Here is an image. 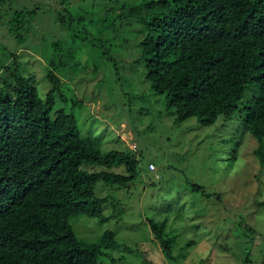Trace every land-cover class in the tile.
I'll return each mask as SVG.
<instances>
[{
	"label": "rangeland",
	"instance_id": "374dc122",
	"mask_svg": "<svg viewBox=\"0 0 264 264\" xmlns=\"http://www.w3.org/2000/svg\"><path fill=\"white\" fill-rule=\"evenodd\" d=\"M140 1L5 0L0 5V87L16 71L31 77L44 99L50 89L49 61L71 49L74 58L56 69L65 99L57 97L54 110L72 114L81 135L96 138L103 152L136 157L137 174L126 187L96 185L97 194L107 198L106 223L70 219L79 240L96 243L105 231L113 232L120 247L109 253L116 264H264V163L255 154L258 142L237 116L219 117L211 126L196 118L174 124L164 95L144 80L140 23L120 19L126 12L122 3L130 7ZM34 7L39 11L20 41L7 21L14 12ZM65 9L84 18L74 17L75 31L57 23ZM149 163L155 172L147 170ZM113 171L124 173L121 166ZM190 184L209 198L192 192ZM149 220L165 224L171 260L153 239ZM101 264L110 263L102 259Z\"/></svg>",
	"mask_w": 264,
	"mask_h": 264
},
{
	"label": "trees",
	"instance_id": "16d2710c",
	"mask_svg": "<svg viewBox=\"0 0 264 264\" xmlns=\"http://www.w3.org/2000/svg\"><path fill=\"white\" fill-rule=\"evenodd\" d=\"M121 7L126 9L121 20L140 23L144 80L164 95L174 124L196 118L211 126L219 117L237 116L258 142L255 154L263 164L264 0H141ZM38 11L34 7L9 17V30L18 40ZM74 17L84 21L67 9L56 20L70 32ZM73 58L68 49L49 61L50 89L44 99L33 79L16 71L0 87V264H101L102 259L116 264L109 253L120 247L113 232L85 243L70 219L85 216L106 223L107 198L97 194L96 185L126 187L136 177L138 162L127 151L103 152L96 138L81 135L72 114L54 110L56 98L65 99L56 69ZM247 91L250 97L244 98ZM90 166L103 170L90 172ZM120 166L123 174L113 171ZM189 189L209 198L196 185ZM148 226L171 260L165 224L149 220Z\"/></svg>",
	"mask_w": 264,
	"mask_h": 264
},
{
	"label": "built area",
	"instance_id": "2783aa9c",
	"mask_svg": "<svg viewBox=\"0 0 264 264\" xmlns=\"http://www.w3.org/2000/svg\"><path fill=\"white\" fill-rule=\"evenodd\" d=\"M147 167H148V171H151V172H155V166L153 165V164H151V163H149L148 165H147Z\"/></svg>",
	"mask_w": 264,
	"mask_h": 264
}]
</instances>
